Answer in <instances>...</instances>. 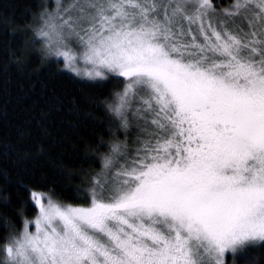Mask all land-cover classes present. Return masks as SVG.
Masks as SVG:
<instances>
[{
	"label": "snow or ice",
	"instance_id": "1",
	"mask_svg": "<svg viewBox=\"0 0 264 264\" xmlns=\"http://www.w3.org/2000/svg\"><path fill=\"white\" fill-rule=\"evenodd\" d=\"M71 8L38 36L76 74L80 60L90 80L123 78L107 108L125 129L131 113L139 144L111 145L87 207L33 191L36 231L25 221L4 264H226L264 245V0L223 17L212 0Z\"/></svg>",
	"mask_w": 264,
	"mask_h": 264
},
{
	"label": "trees",
	"instance_id": "2",
	"mask_svg": "<svg viewBox=\"0 0 264 264\" xmlns=\"http://www.w3.org/2000/svg\"><path fill=\"white\" fill-rule=\"evenodd\" d=\"M49 1L0 0V264L4 245L36 216L33 191L86 206L111 145L126 142L134 155L139 144L136 124L121 127L107 108L122 78L75 77L31 41ZM233 2L212 0L216 11ZM226 264H264V245L228 254Z\"/></svg>",
	"mask_w": 264,
	"mask_h": 264
},
{
	"label": "rangeland",
	"instance_id": "3",
	"mask_svg": "<svg viewBox=\"0 0 264 264\" xmlns=\"http://www.w3.org/2000/svg\"><path fill=\"white\" fill-rule=\"evenodd\" d=\"M75 2H76V0H50L49 1L50 8L47 9V10H44L37 17V20L35 22V26H34L33 31H32L33 33H32L31 41L34 42V44L37 45L38 50L40 49L43 52V54H44V56L46 58L60 60L62 62L63 69L65 71L69 72L71 75H73L75 77H78V78H81V79L90 80V79H88L84 75L85 69L87 67H90V66H87V65L83 64L82 61L78 60L77 61V68L79 69V74H76L75 72L70 71L69 69H67L65 67V61H64L63 57H59L58 58L56 56V54H55L54 48H50L49 45H48V43H47V41L44 38L38 36V30L44 24V21L49 19V17H51L50 22H55L57 24L62 23L63 22V19H68V17H73V18L78 17L80 15V12L78 11L77 8H71V9H69V6L72 5V4H74ZM65 9H69V10L68 11H65ZM228 9H231V7L228 8ZM224 10H225V8H223V9H221L219 11H216L217 16L218 17H223L224 16ZM82 23H83V26L84 27L87 26L86 22H82ZM245 27H246V25H245ZM65 32H67V29H65ZM66 42L69 45V47H71L72 49L75 50V52L77 54H79L80 52H82V48H81L80 44L78 43V41H77V39H76L75 36H73L70 39L66 36ZM111 76H113V75H111ZM128 118H129V121H130L129 126L131 124H137V121L132 118L130 112L128 114ZM141 122L142 121H140V123ZM31 201L34 204L32 198H31ZM44 203H47V197L45 198ZM89 204L86 205V206H83V207H87V206H89ZM34 206L36 207L35 204H34ZM36 209H37L36 216L34 218H32V219H26V220H24L23 225H22V228L18 232V235L17 236H19L20 233L23 232L24 225H25V221H28V229H29L30 232H33L34 233L36 231V226H35L34 221H35V219L39 215V209L37 207H36ZM250 246H253V245H250ZM239 251H237V253ZM229 254H231V253H229ZM2 264H4V263L2 262Z\"/></svg>",
	"mask_w": 264,
	"mask_h": 264
}]
</instances>
